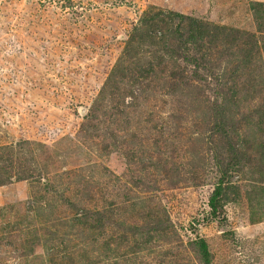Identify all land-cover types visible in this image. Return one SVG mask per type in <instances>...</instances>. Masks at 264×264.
<instances>
[{
  "label": "rangeland",
  "instance_id": "obj_1",
  "mask_svg": "<svg viewBox=\"0 0 264 264\" xmlns=\"http://www.w3.org/2000/svg\"><path fill=\"white\" fill-rule=\"evenodd\" d=\"M0 264H264V0H0Z\"/></svg>",
  "mask_w": 264,
  "mask_h": 264
},
{
  "label": "trees",
  "instance_id": "obj_2",
  "mask_svg": "<svg viewBox=\"0 0 264 264\" xmlns=\"http://www.w3.org/2000/svg\"><path fill=\"white\" fill-rule=\"evenodd\" d=\"M261 4H258L259 7ZM157 15H154L152 17H143L142 22L144 24H148V20H154L156 19ZM180 19L185 18L183 15H178ZM189 28L185 31H175V37L177 38L178 43V50L179 54L182 57V60L186 62L187 64L191 65L192 69L191 75L194 78H199L200 74H198V71H201L202 74L204 73L206 77H211L213 74L211 73V68L208 66L210 64L209 59H206L205 57L202 58L203 54H197L196 51L192 49V51L188 50V45H194V48H201V44H204L203 42L211 45L213 42L217 40L218 37H226V33L223 30V28L214 27V26H202L197 21H194L193 19H189ZM208 28V29H207ZM137 27L134 26V31L136 32ZM231 31V30H230ZM234 35L232 36L231 40L236 41L239 44V47L242 45L237 31H231ZM188 50V51H187ZM188 52H192L191 54H188ZM200 68V69H199ZM202 69V70H201ZM212 78V77H211ZM222 181H219L217 185L212 190V193L210 194L208 198V207L210 210V214L216 218L219 222L223 223L224 217H221V214L223 213L221 211V205L219 202L220 194L223 193V186L222 182H224V178L221 179ZM202 256H205L206 250L204 247V244L202 243Z\"/></svg>",
  "mask_w": 264,
  "mask_h": 264
}]
</instances>
